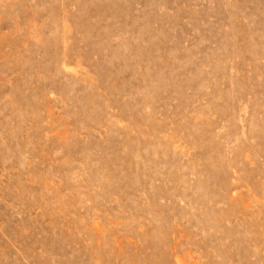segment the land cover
Here are the masks:
<instances>
[{"label":"rangeland","instance_id":"1","mask_svg":"<svg viewBox=\"0 0 264 264\" xmlns=\"http://www.w3.org/2000/svg\"><path fill=\"white\" fill-rule=\"evenodd\" d=\"M0 264H264V0H0Z\"/></svg>","mask_w":264,"mask_h":264}]
</instances>
